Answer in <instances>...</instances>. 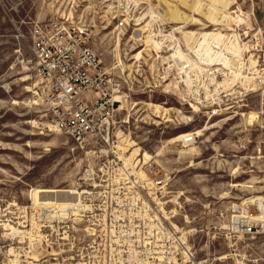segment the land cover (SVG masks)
<instances>
[{
    "label": "rangeland",
    "instance_id": "obj_1",
    "mask_svg": "<svg viewBox=\"0 0 264 264\" xmlns=\"http://www.w3.org/2000/svg\"><path fill=\"white\" fill-rule=\"evenodd\" d=\"M212 8L211 0H0V264H80L75 222L68 227L59 221L36 224L29 213L31 189L114 190L119 180L98 181L101 185L92 187V181L82 179L85 170L144 179L143 163L148 161L173 173L169 200L156 214L166 215L185 233L196 249L194 264H264V226L247 234L225 230L234 204L254 223L259 198L264 207V0H234L228 6L239 17L237 23L231 21L233 30L211 22ZM60 15L87 28L107 78L118 88L115 94L123 108L116 111L111 145L118 146L107 155L80 149L54 129L44 104L33 103L25 89L37 81L19 62L24 59L28 66V28ZM121 19L126 24L119 28ZM142 26L148 31L139 37L136 30ZM149 30L158 49L146 38ZM219 32L237 33L239 43L249 46L243 47L236 72L256 77L253 90L241 86L238 77L230 87L218 88L220 78L212 80L213 75L196 69L191 73L196 92L179 73L182 62L173 55L178 48L201 65L205 50L212 47L238 66L225 47L229 35L217 39ZM250 56L257 60L253 70ZM215 59L212 67L221 68L224 81L232 79ZM24 75L30 79L24 81ZM8 82L10 90L5 91L1 85ZM206 125L191 143L177 139ZM120 158L131 173L119 169ZM249 199L254 200L244 203ZM130 234L148 240L156 231L133 228ZM115 264L167 263L151 259Z\"/></svg>",
    "mask_w": 264,
    "mask_h": 264
},
{
    "label": "built area",
    "instance_id": "obj_2",
    "mask_svg": "<svg viewBox=\"0 0 264 264\" xmlns=\"http://www.w3.org/2000/svg\"><path fill=\"white\" fill-rule=\"evenodd\" d=\"M125 24V19H121L116 26L122 28ZM26 38L30 52L28 70L41 86L34 89L36 95H42L54 129L80 149L92 148L98 156L102 152L107 155L114 147L111 145L120 99L116 98V83L107 78L91 45L87 28L60 15L32 22ZM196 137V133L190 134L185 141L192 142ZM143 164L144 179L133 174L117 176L85 170L82 179L92 181V187L101 185L96 184L98 181L119 180L121 184L114 190L80 189L74 206L76 214L68 208L61 210L59 217H49V207L37 204L29 206V213L35 215V223L39 225L59 221L63 227H68L75 222L80 264L151 259L167 264H193L196 260L194 245L188 244L185 233L167 220L166 215L156 214L169 200L166 196L171 193L168 187L173 173L152 161ZM232 215L225 229L228 233L247 234L255 230L253 221L243 218L246 221L239 222ZM133 228H153L156 235L148 240L133 239L130 234Z\"/></svg>",
    "mask_w": 264,
    "mask_h": 264
},
{
    "label": "bare ground",
    "instance_id": "obj_3",
    "mask_svg": "<svg viewBox=\"0 0 264 264\" xmlns=\"http://www.w3.org/2000/svg\"><path fill=\"white\" fill-rule=\"evenodd\" d=\"M211 1H212L213 5H214V8H212V10H210L209 13H208L209 18L211 19V22H214L215 25L219 24V25H222V26H226L228 30H233V28L231 27V21H234L235 23H237L239 21V17H233V15H231V13H229V11H228V6L230 4H232L234 0H211ZM219 11L221 12L220 14L217 13ZM124 13H126V12H124ZM151 16H153V13H152ZM138 19H140V18H138ZM174 19L178 21V20H180V17H178L177 14H176ZM179 23H181V22H179ZM140 24H141V22H137V25H140ZM143 28L144 27L142 26V27H140V28H138L136 30V31H139V33L136 34L137 36L142 37V34L145 31H148V29H146V28L143 29ZM219 33L217 34V39H224V37L229 35L228 37H230V40H229L230 45L229 46L225 45V47L229 51V53L232 54L236 58L238 66H232L228 62V58L226 56H224V54H222L221 52H218L217 50L213 49L212 47H211L212 48L211 49L209 46H208L209 48H207L205 50L203 58L200 59L201 65L197 64L193 60L183 56L182 51L178 48V49H176V51L174 52L173 55H177L178 58L182 62L180 64V66L178 67L180 69L179 73H183V74L186 75V79H184V80L188 83L189 90L193 89L192 88L193 86H191L192 85L191 84L192 83V74L191 73L192 72L195 73L196 69H199V70H202V71H206L208 74L213 75L212 76V80H214L215 77L220 78V80L216 81L217 85H218V88H227L228 86L230 87V85L233 84L235 78L238 77V79L241 80L240 81L241 86H244V87L245 86H252V88H250V90H253L255 88L253 85H255V84H252V82H253V79H255L256 77H254V78L247 77L246 74H243V71L241 73L236 72V69H241V66H242V63H241L242 62V49H243L244 46H245L246 49L249 48V46L247 45V43H244L243 45H241L239 43L240 40H238V34L237 33H230V34H227L226 36H225V34H221V33L219 34ZM154 37H155V34L152 33L151 30H149L148 34L146 35V38H148V41H151V45L155 49H158L159 48V43L156 40H154ZM256 41H254V43ZM222 43H224V41H222ZM219 44H218V46H219ZM201 47H202V45H201ZM16 52H18L17 49H16ZM215 58H218V59H220L222 61V62H219L218 64H224V66H226V68L229 69V72H226V73L228 74V76L232 77V79L229 78L228 80L224 81V78H222L224 73L220 72L221 68H215L214 69L212 67L213 66L212 62L214 61ZM23 60L21 59V60H19V62L20 63L22 62V68L24 70H28V66L23 62ZM248 61H249V69L253 70L255 68V66H256L257 60L255 58H253L252 56H250L248 58ZM185 64H186V66L187 65L192 66L190 68V70H186L185 69V67H186ZM202 65H204V66L208 65L210 67L205 69V68H203ZM196 77H197V75H196ZM22 79L24 81H26V80L30 79V76L29 75H24V77H22ZM37 85L39 87H41L39 82H37V81L30 82L28 85L25 86V89L31 94V96L33 98V100H32L33 103H35V104H39V103L43 104L42 95L40 93L38 95H36V92H35V89H34V87L37 86ZM1 86L5 89V91H9L10 90L9 82L8 83H3ZM193 90L197 92V89H193ZM119 97H120V95L116 96V98H119ZM14 103H18V102L14 101ZM122 108H123V103L120 104L119 109H122ZM52 127H53V125H52ZM207 128H208V125H206L202 129H199L197 132L181 134V135H179L177 137V139L178 140L182 139L185 143H191V142L185 141L187 136H189L190 134H194V133H196V135H197V133H200V132L203 131V129H207ZM175 139L176 138H173L170 141L174 142ZM114 146H118V145L116 144ZM180 146H182V145H180ZM190 150H194V147H191ZM123 155H125V154H123ZM121 160H122V165L119 167V169H121L125 173H129V172L131 173L132 172L131 170L129 172L126 170L127 167H125V165H124V160L123 159H121ZM134 173H136V172H134ZM137 174H139V173H137ZM145 175H146V173H145ZM80 192L81 191L79 189L76 190L74 188L35 187V188L31 189L30 197L32 198V200L34 201L35 204L49 207L50 213H51V214H49V217H55V216L59 217L60 214L62 213L61 210L68 209V208H71L73 213L76 214V210H75L74 206L77 204V200L79 198ZM180 194H182V193L180 192ZM253 200L254 199H249V200L245 201L244 203L253 202ZM262 200H263L262 198H259V202H258V206H259V209H260V214L258 215V217L254 218V220L258 221V222L256 221L257 223H254V225L255 226L260 225V227L264 226V219H263L264 218V207H263ZM233 207H234L233 211H236V212H240V209H242L241 206L238 205V204H234ZM232 217H233V219H239L240 220L239 222L246 221V219H243V218H249L247 215L241 214V213H235V214L232 215ZM5 226H9V225L6 224ZM5 229H10V228L8 227V228H5ZM14 231L15 232H19V233L23 232V231H19V230H14ZM11 252H13L12 249H10V253Z\"/></svg>",
    "mask_w": 264,
    "mask_h": 264
}]
</instances>
